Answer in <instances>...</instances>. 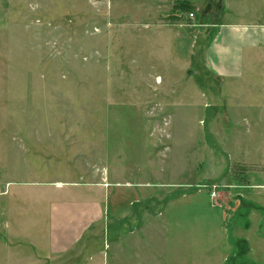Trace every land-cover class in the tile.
Returning a JSON list of instances; mask_svg holds the SVG:
<instances>
[{
    "label": "crops",
    "instance_id": "obj_1",
    "mask_svg": "<svg viewBox=\"0 0 264 264\" xmlns=\"http://www.w3.org/2000/svg\"><path fill=\"white\" fill-rule=\"evenodd\" d=\"M183 2L206 18L186 24L179 15L180 20L169 21L177 14L176 4ZM218 4L119 0L94 15L105 20L107 45L109 40L113 51L119 48L121 75L128 72V61L142 67L146 60L164 69L166 75H157L156 82L167 79L162 93L168 96L169 138L181 115L180 122L194 134L189 144L199 130L197 142L206 151L210 136L231 168L254 169L246 172L247 185L230 186L223 192L226 202L219 204L201 190L175 196L157 215L135 212L132 228L129 215L146 198L134 185L111 183L113 155L107 137L98 151L90 135L40 130L38 139L23 140L29 165L21 156L17 161L15 124L9 125L3 140L7 179L0 181V264H63L64 256L75 250L76 264H264V0ZM198 28L206 40L198 53L212 81L209 91L197 80L205 81V75L189 74L194 56L190 42ZM173 63L181 82L167 74ZM148 70L155 73L156 66ZM210 95L216 102L209 103ZM211 107L229 116L223 137L211 130L216 113L208 116ZM184 164L190 171L187 161L176 165ZM129 191L134 193L130 199Z\"/></svg>",
    "mask_w": 264,
    "mask_h": 264
},
{
    "label": "rangeland",
    "instance_id": "obj_2",
    "mask_svg": "<svg viewBox=\"0 0 264 264\" xmlns=\"http://www.w3.org/2000/svg\"><path fill=\"white\" fill-rule=\"evenodd\" d=\"M118 3L119 0H0V181L5 183L7 179V148H3V140L9 134V125L15 124L17 161L21 156L29 165L31 159H26L23 140L38 139L40 130L50 135H90L98 151L103 150L107 137L113 155L111 183L134 185L146 198L142 203L147 209L138 207L129 215L132 228L135 212L141 217L157 215L169 197L194 193V188L207 193L217 204L226 202L223 192L232 185H247L246 172L254 169L237 164L231 168L217 143L218 149L210 145L206 151L197 142L201 140L199 130L196 141L189 144L194 134H189L188 126L180 122L181 115H177L175 132L169 138L168 96L162 93L166 92L167 79L162 78L164 85L162 79L160 84L156 82L157 75H166L164 69L146 60L139 64L142 67L128 61V72L121 75L119 48L113 51L109 40L107 45L105 20L102 15H94ZM183 3L175 6L174 16L179 20V15L186 24L194 19L201 23L202 17L206 18L201 11L183 10ZM197 30L199 33L195 31L190 42L194 54L206 42L201 35L203 29ZM152 66H156L155 73L148 70ZM176 67L173 63V70L167 74L181 82L184 79ZM206 68L205 65L203 69ZM154 87H158V95L151 93ZM209 98V103L216 102V96ZM228 121L227 112L216 110L212 132L223 137ZM182 160L187 161L190 171L186 164L176 165ZM173 166L187 173L179 174ZM131 195L133 191H129L128 199ZM118 211L123 213L120 208ZM76 254L75 250L65 255L63 264H76ZM85 258L83 255L81 263Z\"/></svg>",
    "mask_w": 264,
    "mask_h": 264
},
{
    "label": "trees",
    "instance_id": "obj_3",
    "mask_svg": "<svg viewBox=\"0 0 264 264\" xmlns=\"http://www.w3.org/2000/svg\"><path fill=\"white\" fill-rule=\"evenodd\" d=\"M183 5H184V9L183 10H185V11H192L193 9H194V7H192L190 4H188V3H183ZM175 9H176V7H175ZM168 20L169 21H171V22H174V21H177V20H179V18L178 17H175V16H170L169 18H168ZM197 52L198 51H196L195 52V54H194V56H193V67H192V69H190V71H189V74L191 75V76H194V77H196L197 78V76L201 73V74H203V75H205V77H206V79H205V81H199V77L197 78V80H198V82L200 83V85L203 87V89L205 90V91H209V89H211V87H212V81H209V76L207 75V71H205L204 69H203V66L200 64V62H199V56H198V54H197ZM197 54V55H196ZM197 58V59H196ZM193 69H197L196 71H199L198 73H195L194 72V70ZM204 70V71H203ZM200 74V75H201ZM208 79V80H207ZM216 110V108L215 107H211V108H209V112H213V111H215ZM208 112V113H209ZM209 144L211 145V147H214V148H216V149H218V146H217V144L215 143V141L209 136ZM195 191H197L195 188L192 190V192H195ZM190 193V192H189ZM174 197V195L172 196V197H169V199L168 200H170V199H172ZM167 200V201H168ZM167 202H165L164 203V205L166 204ZM138 207H145L146 209H147V206H146V204H144L143 205V203H140V204H135L134 205V209L135 208H138ZM163 209V208H162ZM161 209V210H162Z\"/></svg>",
    "mask_w": 264,
    "mask_h": 264
},
{
    "label": "water",
    "instance_id": "obj_4",
    "mask_svg": "<svg viewBox=\"0 0 264 264\" xmlns=\"http://www.w3.org/2000/svg\"><path fill=\"white\" fill-rule=\"evenodd\" d=\"M217 1L219 3L218 6L221 7L223 0H217Z\"/></svg>",
    "mask_w": 264,
    "mask_h": 264
},
{
    "label": "built area",
    "instance_id": "obj_5",
    "mask_svg": "<svg viewBox=\"0 0 264 264\" xmlns=\"http://www.w3.org/2000/svg\"><path fill=\"white\" fill-rule=\"evenodd\" d=\"M189 17H190V18H193V17H194V14H193V13H190V14H189Z\"/></svg>",
    "mask_w": 264,
    "mask_h": 264
}]
</instances>
